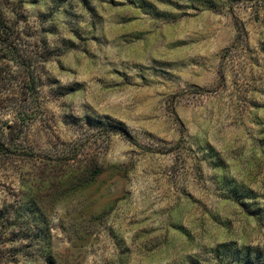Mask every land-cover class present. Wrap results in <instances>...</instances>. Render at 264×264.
Wrapping results in <instances>:
<instances>
[{"label":"rangeland","instance_id":"rangeland-1","mask_svg":"<svg viewBox=\"0 0 264 264\" xmlns=\"http://www.w3.org/2000/svg\"><path fill=\"white\" fill-rule=\"evenodd\" d=\"M0 4V264H264V0Z\"/></svg>","mask_w":264,"mask_h":264},{"label":"trees","instance_id":"trees-1","mask_svg":"<svg viewBox=\"0 0 264 264\" xmlns=\"http://www.w3.org/2000/svg\"><path fill=\"white\" fill-rule=\"evenodd\" d=\"M7 15L3 11L1 4H0V45L1 49L7 54V51L10 50L12 52V55L14 57H17L16 60L22 62V59L25 57L23 54H19L18 51L17 53L13 49L14 41H15V36H14V31L10 30L9 27H7ZM29 75H27L25 82L21 86V88L26 89V90H33L35 89V81L34 78H30L29 80ZM3 80L7 81V78H3ZM2 80V81H3ZM32 88V89H31ZM4 129H8V127L4 126ZM2 144L0 143V148H2Z\"/></svg>","mask_w":264,"mask_h":264}]
</instances>
